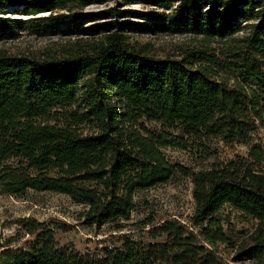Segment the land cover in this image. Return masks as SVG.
Masks as SVG:
<instances>
[{
    "label": "trees",
    "instance_id": "trees-1",
    "mask_svg": "<svg viewBox=\"0 0 264 264\" xmlns=\"http://www.w3.org/2000/svg\"><path fill=\"white\" fill-rule=\"evenodd\" d=\"M110 1L0 0V11L29 16H0V42L18 39L17 27L68 37L43 56L0 50V196L66 195L100 229L129 220L138 192L181 174L193 184L191 227L151 220L147 242L125 235L81 253L27 218L20 229L33 239L3 251L0 264H230L218 244L233 248L236 262L264 264V148L251 142L264 125V0H122L155 8L82 12ZM174 5L179 11H166ZM162 34L195 41L159 56L139 39ZM186 137L250 143V154L194 172L162 151L187 149ZM225 206L255 228L231 239L217 217Z\"/></svg>",
    "mask_w": 264,
    "mask_h": 264
},
{
    "label": "rangeland",
    "instance_id": "rangeland-1",
    "mask_svg": "<svg viewBox=\"0 0 264 264\" xmlns=\"http://www.w3.org/2000/svg\"><path fill=\"white\" fill-rule=\"evenodd\" d=\"M118 6L122 9H134L150 12L155 7L141 2L126 5L122 0L108 3H96L83 9V13H100L110 7ZM167 12H177V5L172 6ZM44 13L39 16H47ZM0 16L6 20H28L20 9L4 6ZM102 21H105L104 19ZM92 22L87 23L91 25ZM19 26V24H18ZM20 37L16 40L0 42V50L11 55L19 56H43L56 50L57 47L67 43L68 37H39L34 35L28 27L17 29ZM194 37L182 35L142 36L143 42H152L159 56L177 55L180 48H191ZM223 74L226 72L223 71ZM153 129H160L156 124L149 125ZM178 135L176 131H170ZM189 147L162 148L167 159L173 164H180L194 172L202 168H208L215 162L226 161L236 157H249L251 144L225 143L219 139H198L186 137ZM252 143L260 144L264 148V125L258 126L252 135ZM264 168V163H263ZM192 180L177 174L170 182L159 185L153 189L138 192L134 198V210L129 220H122L115 224L106 225L100 229L87 226L84 214L87 207L74 202L70 197L57 193H37L29 191L24 197L9 195L0 196V254L10 248L25 246L33 237L21 231L20 221L27 218L36 219L47 226L56 228V238L60 246L75 249L81 253L96 252L115 242L121 236L131 235L135 239L148 241L144 231L151 226L147 222L160 224L166 220H176L191 227V217L194 212V200L192 197ZM229 236L237 240L239 236L251 232L256 221L238 209L225 206L218 214ZM215 250L230 264H249L233 260L235 250L228 245L218 244Z\"/></svg>",
    "mask_w": 264,
    "mask_h": 264
}]
</instances>
